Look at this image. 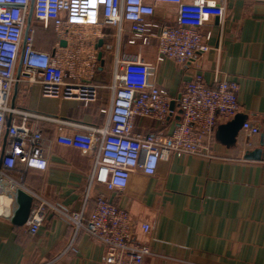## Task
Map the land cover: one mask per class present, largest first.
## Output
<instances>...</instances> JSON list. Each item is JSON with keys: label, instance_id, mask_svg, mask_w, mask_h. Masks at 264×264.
I'll use <instances>...</instances> for the list:
<instances>
[{"label": "crops", "instance_id": "crops-1", "mask_svg": "<svg viewBox=\"0 0 264 264\" xmlns=\"http://www.w3.org/2000/svg\"><path fill=\"white\" fill-rule=\"evenodd\" d=\"M171 10L172 21L175 8ZM152 19L162 20L161 11ZM32 30L34 47L50 53L65 68L67 80L79 78L99 89L96 100L89 102L46 96L39 80L28 83L18 59L9 106L55 118L35 121L45 139L48 167L25 172L27 190L71 212L84 208L85 219L98 193L127 208L134 221L133 239L148 243L152 250L143 264H264V0H227L224 19L214 18L203 26V31L211 33L210 49L197 53L190 65L173 60L157 63V40L149 45L130 44L129 23L119 32L104 23L69 24L62 13L58 21L45 26L30 7L24 35ZM124 54H139L153 65V80L175 100V113L165 124L137 117L135 132H158L165 125L171 130L180 119L179 93L195 72H201L208 84L224 75L239 84V112L258 125L260 133L239 131L237 142L230 147L216 139L213 157L162 159L153 175L133 172L124 190L109 191L94 183L84 205L93 160L56 141L57 134L73 130L59 120L98 127L108 123V114L102 110L111 105V85ZM256 149L262 151L261 159L245 157ZM17 207L13 193H0V264H105L106 245L84 228L77 232L72 222L47 208L44 224L30 233L12 221ZM142 222L151 224L149 234L143 232Z\"/></svg>", "mask_w": 264, "mask_h": 264}, {"label": "built area", "instance_id": "built-area-1", "mask_svg": "<svg viewBox=\"0 0 264 264\" xmlns=\"http://www.w3.org/2000/svg\"><path fill=\"white\" fill-rule=\"evenodd\" d=\"M226 1L34 0L33 12L45 26L51 20L58 21L62 13L69 24L104 23L117 27L119 32L124 23H129L130 44L149 45L153 39L157 40V63L173 60L190 65L197 53L210 49L211 33L203 31V26L214 18L224 19ZM31 3L32 0H0V193L16 196L17 190L23 189L33 197L29 216L23 224L30 233L37 232L46 220L47 208H52L72 222L77 232L84 228L106 245L105 264H143L152 250L148 243L133 239L134 221L127 208L98 193L95 206L85 219L84 208L72 212L62 209L25 186L24 175L28 169L48 167L45 139L35 121L55 118L9 106L18 59L21 58L28 83L39 80L46 96L89 102L96 100L99 89L97 84L79 78L67 80L65 68L54 62L50 53L34 47V31L24 35ZM93 4H97L96 11L90 9ZM171 7L175 8L172 21ZM158 10L160 21L152 19ZM119 63L120 69L111 85V105L102 110L109 117L105 126L57 119L73 126V130L57 134L56 141L82 151L93 160L84 205L94 183L104 185L109 191L124 190L133 172L141 170L153 175L162 159L185 155L213 157L217 125L232 119L240 110L236 81L224 75L212 85L206 83L201 72H195L176 99L180 119L175 126L171 130L165 125L158 132L137 133L134 131L137 117L165 124L174 115L175 109L170 106L172 97L153 80L155 67L139 54H124ZM240 131L256 135L261 129L245 121ZM141 228L145 234L152 229L149 222H142ZM69 247L74 249L72 244Z\"/></svg>", "mask_w": 264, "mask_h": 264}, {"label": "water", "instance_id": "water-1", "mask_svg": "<svg viewBox=\"0 0 264 264\" xmlns=\"http://www.w3.org/2000/svg\"><path fill=\"white\" fill-rule=\"evenodd\" d=\"M33 5L34 0H32L31 3V12H33ZM99 56H102L101 52L99 53ZM170 106L172 110L175 109V100L171 101ZM245 121L246 115L238 112L232 119L219 123L215 134L217 141L225 144L227 147L235 145L239 131ZM245 157L251 159H261L262 151L260 149L249 151L246 153ZM15 197L18 207L12 216V221L17 225H23L29 216L33 204V197L23 189L17 190Z\"/></svg>", "mask_w": 264, "mask_h": 264}, {"label": "clouds", "instance_id": "clouds-1", "mask_svg": "<svg viewBox=\"0 0 264 264\" xmlns=\"http://www.w3.org/2000/svg\"><path fill=\"white\" fill-rule=\"evenodd\" d=\"M90 9L96 11L97 10V4H93L92 6H90Z\"/></svg>", "mask_w": 264, "mask_h": 264}]
</instances>
